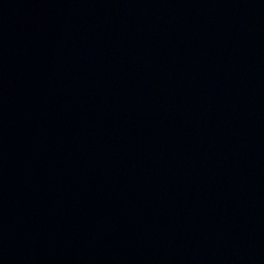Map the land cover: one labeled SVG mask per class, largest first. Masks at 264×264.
<instances>
[{
    "label": "water",
    "instance_id": "1",
    "mask_svg": "<svg viewBox=\"0 0 264 264\" xmlns=\"http://www.w3.org/2000/svg\"><path fill=\"white\" fill-rule=\"evenodd\" d=\"M0 264H264V0H0Z\"/></svg>",
    "mask_w": 264,
    "mask_h": 264
}]
</instances>
